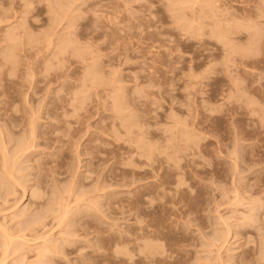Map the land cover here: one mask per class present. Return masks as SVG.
<instances>
[{"label": "rangeland", "instance_id": "rangeland-1", "mask_svg": "<svg viewBox=\"0 0 264 264\" xmlns=\"http://www.w3.org/2000/svg\"><path fill=\"white\" fill-rule=\"evenodd\" d=\"M3 180L0 264H264V0H0Z\"/></svg>", "mask_w": 264, "mask_h": 264}, {"label": "bare ground", "instance_id": "bare-ground-1", "mask_svg": "<svg viewBox=\"0 0 264 264\" xmlns=\"http://www.w3.org/2000/svg\"><path fill=\"white\" fill-rule=\"evenodd\" d=\"M217 35L220 36L221 34H217ZM219 36H218V37H219ZM243 49H244V48H243ZM243 49H242V52L249 50V49H244V51H243ZM249 51L252 52L253 50H249ZM251 52H250L249 54H251ZM244 53H246V52H244ZM246 54H248V52H247ZM32 133H33V132H32ZM32 137H33V136H32ZM1 146H2L1 148L4 150V148H5V144L3 145V143H2ZM26 147H27L26 145H25L24 147H23V146H22V147L19 146L17 152H18V153H20V152L22 153V152L24 151V149H26ZM8 154H9V153H8ZM4 155H5V153H4V154L2 153V156H3V157H4ZM3 157H2V159H6V157H5V158H3ZM9 159H10V158H9ZM3 161H4V160H3ZM11 161H12V160H11ZM6 162H7V160H6ZM6 162L4 161V166H5V163H6ZM2 166H3V165H2ZM4 166H3V168H5V172H6V168H8L9 166H8V167H4ZM17 166H18V165H17ZM11 168H12V167H11ZM20 169H21V168H20ZM8 170L11 171L12 169L9 168ZM5 172H4V173H5ZM12 172H13V171H12ZM6 174H7V173H6ZM9 174H11V173H9ZM13 174H14V173H12V176L15 177ZM4 176H5V175H4ZM9 176H11V175H9ZM9 176L7 175V178H8ZM12 176L8 178V181L10 182V183H9V184H10V187H9L10 190H12V188L14 187V183L16 184V181L18 182V178H13ZM11 178H12V179H16V180H13V181H12ZM2 179H4V178H2ZM9 179H11V180H9ZM5 180H6V179H5ZM6 182H7V181H6ZM6 182L3 180V181H1V183H0V191H1L0 193H1V195H2V191H4V189H5V191H6L7 189H9V188H6V187H7V186L5 185ZM19 184H20V183H19ZM17 186H18V185H17ZM15 187H16V186H15ZM15 189H16V188H15ZM15 191H16V190H15ZM7 192L9 193V190H8ZM7 192H6V194H7ZM4 194H5V193H4ZM1 195H0V196H1ZM8 195H9V194H8ZM6 196H7V195H6ZM6 196H5V198H6ZM5 198H2V200H3V199L5 200ZM7 199H8V198H7ZM234 200H235V199H234ZM10 208H11V207H10ZM66 208H67V207H66ZM30 209H31V208H30ZM17 210H18V209H17ZM55 211H56V210H55ZM61 212H62V211H61ZM19 218H20V217H19ZM34 221H35V220H34ZM34 221H33V222H34ZM23 223H24V222H23ZM63 223H64V222H63ZM27 224H28V223H27ZM27 224H25V225H27ZM33 224H35V223H33ZM35 225H36V224H35ZM0 227H1V226H0ZM28 227H29V226H28ZM32 227H33V226H32ZM34 228H35V227H34ZM34 228H32V229H34ZM7 229H8V228H7ZM7 229H6L5 226H4V227H1V229H0L1 232L3 233L2 235H4V239H5L3 249H7L6 247L9 245L10 241L12 242V240H13L12 237H14L13 235H11V233L8 232L9 230H7ZM24 229H27V228L24 227ZM29 229H30V227H29ZM35 229H36V228H35ZM35 229H34V230H35ZM30 230H31V229H30ZM31 233H32V232H31ZM0 234H1V233H0ZM69 235H70V234H69ZM61 236H62V235H61ZM63 236H64V234H63ZM15 237H16V236H15ZM18 237H19V236H18ZM36 237H38V236H36ZM20 238H22V237H20ZM60 238H61V237H60ZM64 238H65V237H64ZM66 238H67V237H66ZM34 239H35V238H34ZM19 240H20V239H19ZM36 240H37V239H36ZM20 241H21V240H20ZM20 241H18V243H19L18 245L22 244V243H20ZM24 241H25V240H24ZM32 241H33V240H32ZM149 241H150V240H149ZM35 244H36V243H35ZM54 245H55V244H54ZM35 246H36V245H35ZM19 247H20V246H19ZM31 247H32V246H31ZM55 247L58 248V245H57V246L55 245ZM60 247H61V246L59 245V249H60V250H63V249H62L63 246H62L61 248H60ZM64 249H66V248L64 247ZM42 250H43V249H42ZM4 251H6V250H4ZM39 251H40V250H39ZM37 254H38V253H37ZM41 255H42V254H41ZM41 255H40V256H41ZM36 256H37V255H36ZM43 257H44V256H43ZM37 258H38V257H37ZM50 258H52V257H50ZM37 260H38V259H37ZM48 260H51V259H48ZM35 261H36V259H35ZM38 261L40 262V260H38ZM41 261H42V264L45 262V261L42 260V258H41ZM39 262H37V263H39Z\"/></svg>", "mask_w": 264, "mask_h": 264}]
</instances>
